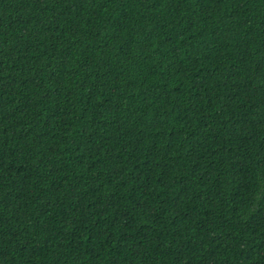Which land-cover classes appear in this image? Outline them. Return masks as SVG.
<instances>
[{"label": "trees", "instance_id": "obj_1", "mask_svg": "<svg viewBox=\"0 0 264 264\" xmlns=\"http://www.w3.org/2000/svg\"><path fill=\"white\" fill-rule=\"evenodd\" d=\"M0 264H264V0H0Z\"/></svg>", "mask_w": 264, "mask_h": 264}]
</instances>
